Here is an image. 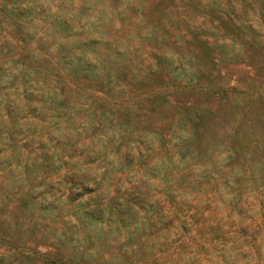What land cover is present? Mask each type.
<instances>
[{
    "label": "rangeland",
    "instance_id": "obj_1",
    "mask_svg": "<svg viewBox=\"0 0 264 264\" xmlns=\"http://www.w3.org/2000/svg\"><path fill=\"white\" fill-rule=\"evenodd\" d=\"M262 6L0 0V264H264Z\"/></svg>",
    "mask_w": 264,
    "mask_h": 264
},
{
    "label": "trees",
    "instance_id": "obj_2",
    "mask_svg": "<svg viewBox=\"0 0 264 264\" xmlns=\"http://www.w3.org/2000/svg\"><path fill=\"white\" fill-rule=\"evenodd\" d=\"M263 7V6H262ZM260 11L262 12V16H263V18H264V7H263V9H260ZM234 23H232L231 21H227V23H226V26H228V25H232V29L231 28H229L228 30H230L231 29V31L232 30H234V29H236L238 26L237 25H233ZM237 32V31H236ZM242 40H246L245 38L244 39H242ZM246 43H247V41H246ZM200 45H202V46H204L201 42H200ZM202 49H200L202 52H203V54L205 55V56H208L207 54L209 53L207 50H205V49H203V47H201ZM63 57H65V54H63ZM87 65L89 64V63H87V62H85ZM36 68V67H35ZM36 73H39V70H36L35 71ZM76 76L77 77H79L80 79H82V80H87V79H90V78H93V77H96L97 75L96 74H90V72H87V71H82L80 74H76ZM168 78L169 77H167V75H162V73H159L158 75H153V77H152V80L150 81V82H147V84L146 85H155V84H159V83H162V82H166L167 80H168ZM103 83H104V81H103ZM137 84H142V81H139ZM141 86V85H140ZM161 103H159V105H160ZM155 113H157L159 116H161V117H166V113L162 110V109H158V111H153L149 116H153Z\"/></svg>",
    "mask_w": 264,
    "mask_h": 264
}]
</instances>
